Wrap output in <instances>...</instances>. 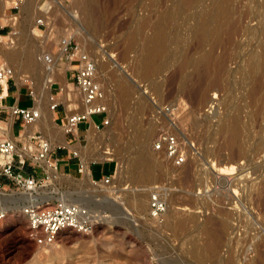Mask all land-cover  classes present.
I'll list each match as a JSON object with an SVG mask.
<instances>
[{"label":"rangeland","instance_id":"rangeland-1","mask_svg":"<svg viewBox=\"0 0 264 264\" xmlns=\"http://www.w3.org/2000/svg\"><path fill=\"white\" fill-rule=\"evenodd\" d=\"M29 1L22 6L16 24L8 23L9 32H15L5 35L12 36L15 45L0 50V64L11 63L17 69L20 68L28 78L24 81L32 82L37 90L35 93L39 96L50 66H54L56 72L64 73L66 82H73V73L69 72L67 76L65 61L62 60L61 39L72 37L75 44H80L98 60L103 52L113 56L120 66L109 63L106 69L98 67L97 75L106 93H111L108 101L112 106L110 123L95 133L101 152L106 151V154H96L95 159L89 154V163L105 162L112 157V162L98 163L92 169L93 176L98 179L104 171L114 172L117 167L112 187L122 191L106 194L103 201L96 198L99 202L97 205L93 199L88 200H91L90 203H82L88 206L90 204L91 213L97 215L98 224L92 233L63 232L55 244L46 248L36 245L27 237L26 218L22 208L20 211L18 208L9 210L7 218L0 223V264H264V197L259 200L251 194L236 195L240 193L239 189L234 188L238 183L229 177L233 172L230 171V166L225 167L228 164L225 156L228 150L221 153L218 151L224 136L218 133L214 135L218 123L224 122L235 111L239 110L245 115L257 110L259 106V100L250 99L247 95L243 99V94L248 91L250 82L255 81L262 82L264 91V0L222 1L224 11L219 6L221 0H34L33 5ZM9 5L7 0H0V10L8 8L5 15L12 17ZM44 16L48 17L47 21L51 24L37 26L38 20ZM232 17L236 20H232ZM92 23L96 25L93 26ZM5 24L0 19V26ZM199 28L205 29L203 33L198 31ZM234 29H238L237 33ZM50 30L55 33V40L47 41L45 37L50 35ZM159 31L163 34L161 52L154 59L149 74L143 76L138 67L140 60L147 55L150 42ZM37 34L43 38L36 39ZM212 36L214 37L211 38ZM1 37L3 36H0V40ZM130 43L131 48L123 56ZM47 48L54 55L46 57L43 49ZM207 51H212V58L215 59L211 58L209 68L205 69L200 60ZM33 56L42 57L38 73L28 69ZM136 61L139 63L137 67ZM216 64L220 65L216 67L221 70L216 69ZM134 66L136 74L132 71ZM14 81L24 83L16 78ZM59 82L52 85L56 92L58 89H55L61 86ZM120 84L127 86L130 92L127 112L126 109L123 110L122 101L116 94L114 98V93L110 92ZM59 95L65 98L62 93ZM72 95L78 104L73 84ZM152 95L155 101L150 99ZM203 96H206L208 103H201ZM238 98L242 100L239 101ZM22 104L32 105L33 101L24 94ZM66 107L65 103L57 109L56 116L59 120L50 124L51 133L48 136L51 139L57 138L53 133L55 130L62 133L67 142L62 127ZM103 117L104 114L94 115L92 119L100 123ZM255 117V127L244 128L246 157L241 160L249 161L250 164V169L245 172V181L249 183L252 180L258 189V185L264 186V108ZM139 122L145 129L151 125L156 127L150 150L158 154L155 157L162 165L155 168V174L159 178L150 183L129 180V174H124L125 180H119L120 158L137 151V146L127 145V141L133 138L134 129ZM88 131L86 124L82 123L79 131L81 147L88 145ZM92 133L89 132V139L93 137ZM164 133L178 136V149L187 154L184 163L177 165L164 149H155L158 139ZM211 135L213 136L209 137ZM68 138H71L70 135ZM58 140L62 142L61 145L70 147L68 142L63 144V137ZM70 140L73 141L72 138ZM77 145L74 148L82 158V151ZM108 153H114L115 156H109ZM64 162V159L59 162L61 172L64 170ZM69 164L75 174L79 162L72 160ZM39 172L43 173L41 169ZM62 174L63 177L55 187L65 194L78 190L80 185L85 186V191L92 188L86 182L85 175L67 172ZM248 177L251 178L250 181ZM246 182L243 184H247ZM156 185H166L163 194L168 206L173 209L171 214H195L198 222H188L187 226L179 229L169 223L166 211L165 215L153 217L148 204L149 208L139 212L134 207V196L145 193L140 196L145 200L148 188ZM0 188L7 192L23 193L12 181L1 176ZM262 188L264 187L260 189ZM156 195V192L150 194L146 199L148 203ZM78 196L81 199L85 194L80 193ZM7 203L12 206L21 204L20 201L13 200ZM224 222L229 223V228L220 227ZM205 224L215 228L219 236L220 254L199 259L192 254V247L195 241L198 244L205 242L198 231L199 226ZM231 249L234 257L228 258L227 254ZM255 250L262 253V259L251 257Z\"/></svg>","mask_w":264,"mask_h":264},{"label":"bare ground","instance_id":"bare-ground-1","mask_svg":"<svg viewBox=\"0 0 264 264\" xmlns=\"http://www.w3.org/2000/svg\"><path fill=\"white\" fill-rule=\"evenodd\" d=\"M183 1H188V0H183ZM190 1V0H189ZM192 1V0H191ZM222 1H225L227 3V0H221L219 3V6L221 8V10H223V7L221 6L222 5ZM35 1L34 0H30L29 1V4L30 5H33ZM222 2V3H221ZM224 2V3H225ZM225 5V4H224ZM219 6H218V9H219ZM29 7V6H28ZM225 7V6H224ZM5 8V7H4ZM3 8V9H4ZM220 10V9H219ZM218 11V10H217ZM224 11V10H223ZM7 8L5 10H0V19L3 20L4 23H12V24H16V20L15 17H9V16H6L5 13H7ZM95 12V10H94ZM219 12V11H218ZM90 13V12H89ZM228 13H229V10H228ZM96 15V13H94ZM93 14V16L95 17V15ZM217 14V13H216ZM236 14V13H235ZM59 15V14H58ZM89 15V14H88ZM74 16V15H73ZM76 16V15H75ZM237 16V15H236ZM215 17V16H214ZM217 17V15H216ZM220 17V16H219ZM235 17V15H234ZM240 17V16H239ZM77 18V17H76ZM222 18V17H221ZM92 19V18H91ZM146 19V18H145ZM216 19V18H215ZM218 19V18H217ZM224 19V18H223ZM228 19V18H227ZM227 19H225L224 21H227ZM95 20V18H94ZM222 20V19H221ZM232 20H236L232 17ZM15 21V22H14ZM93 21V20H92ZM98 21V19H97ZM148 21V20H147ZM217 22L219 20H216ZM231 22V21H230ZM49 24H51L50 22H48ZM144 23V22H143ZM148 23V22H146ZM225 23V22H224ZM242 23V22H241ZM14 24V25H15ZM93 24V23H92ZM226 24V23H225ZM229 24V23H227ZM237 24V23H236ZM96 24H93V26H95ZM219 25V24H218ZM223 25L222 23L220 24V26ZM240 25V24H239ZM229 26V25H227ZM235 26V25H234ZM50 27V25H49ZM143 27V26H141ZM204 26H202L203 28ZM219 27V26H218ZM217 27V28H218ZM222 27V26H221ZM237 27V26H236ZM55 28V27H54ZM202 28H199L198 31L202 32L205 30V29H202ZM233 28V27H232ZM238 28V27H237ZM60 29V28H59ZM219 29V28H218ZM225 29V28H224ZM226 29H228L226 27ZM231 29V28H230ZM54 30V29H53ZM53 30H50L52 32H50V35L47 37H45L47 39V41H51V40H55V38H53L55 35V33L53 34ZM221 30V29H219ZM229 30V29H228ZM235 30V29H234ZM238 30V29H236ZM235 30V32H236ZM64 31V30H63ZM225 31V30H224ZM230 31V30H229ZM232 31V30H231ZM213 32V31H212ZM218 32V31H216ZM227 34H228V31H226ZM225 33V32H224ZM237 33V32H236ZM201 34V33H200ZM214 33H212L213 35ZM226 34V33H225ZM232 34V33H231ZM230 34V35H231ZM162 32H158L157 34H155V36L152 38V41L150 42V47L147 51V55L145 56L144 55V59L140 60V65L138 66V62L136 61L134 64L135 66L137 67H140V71L143 76L149 74V72L151 71L152 69V64H153V61L154 59L156 58V56L161 52V39H162ZM216 35V34H215ZM229 35V36H230ZM36 36V39H40V38H43L42 35L40 34H37L35 35ZM218 36V35H217ZM223 36V35H221ZM56 37V36H55ZM203 37V36H202ZM214 36H212L211 38H213ZM233 37V36H232ZM59 38V37H58ZM205 38V37H204ZM203 38V39H204ZM217 38V37H216ZM228 38V37H227ZM201 39V38H200ZM202 39V41H203ZM215 40V39H214ZM213 40V42H214ZM230 40V38H229ZM58 41V39L56 40ZM154 41V42H153ZM212 41V40H211ZM59 42V41H58ZM50 43V42H49ZM135 43V42H133ZM216 43V42H215ZM225 43V42H224ZM223 43V44H224ZM51 44V43H50ZM53 44V43H52ZM15 45V41L14 39L12 38V36H5V37H1V40H0V50L3 48H6L7 46H13ZM123 46V45H122ZM149 46V45H148ZM147 46V47H148ZM213 46V45H212ZM49 47V46H48ZM124 47V46H123ZM131 48V43L130 45L124 50V55L123 56H126L127 53H128V50ZM230 48V47H229ZM228 48V49H229ZM211 49V48H210ZM44 50V53L46 54V57L48 55H54L53 52L48 51V48L47 49H43ZM215 50V49H214ZM43 52V51H42ZM41 52V53H42ZM123 52V51H122ZM212 51L205 53L202 57H201V60L204 64V68H209L210 66V63L212 61V59L215 57L212 58ZM62 54V53H61ZM15 55V54H14ZM40 55V54H39ZM106 52H103L101 55H100V59L98 60V67H100L101 69H106L108 68V64L109 63H115L116 65H118L119 63H117L112 57L113 56H108L109 57V60L106 58ZM122 55V54H121ZM121 55L119 57H121ZM41 56V55H40ZM215 56V55H214ZM229 57V56H228ZM45 58V56L43 57ZM123 58V57H122ZM135 58V57H134ZM212 58V59H211ZM220 58V57H219ZM42 57L39 58V57H36V56H33L32 59H30V64L28 66V69H30V71L32 70L33 72L35 73H38V67L40 65H42ZM47 59V58H46ZM125 59V58H124ZM213 59V60H214ZM223 59V57H222ZM41 60V61H40ZM220 60V59H219ZM131 61V60H130ZM45 62V61H43ZM126 62V61H125ZM216 62V61H215ZM219 62V61H218ZM9 63V62H8ZM214 63V62H213ZM123 64V63H122ZM221 64V63H220ZM214 65V64H213ZM218 64L215 65V67L217 66ZM258 65V64H257ZM256 65V67H257ZM263 65V64H262ZM261 65V66H262ZM10 66L14 69L15 71V74H14V77L16 78V80L18 81H24V80H27L28 78H26V76L23 75L22 71H20L19 69L20 68H16L15 67V64L14 66L11 65L10 63ZM66 66V65H65ZM110 66V65H109ZM114 66V64H113ZM120 65H118L119 67ZM133 66V64H132ZM135 66L132 68V71L136 74L135 72ZM220 66V65H218ZM253 66V65H252ZM22 67V66H21ZM213 67V66H212ZM43 68V67H42ZM67 69V67H66ZM100 69V70H101ZM111 69V68H110ZM216 69H220V68H217ZM208 70V69H207ZM212 70V69H211ZM221 70V69H220ZM24 71V70H23ZM37 71V72H36ZM46 71V70H45ZM131 71V72H132ZM255 71V70H254ZM215 72V71H214ZM263 72V71H262ZM47 75H46V79H45V84H43V86L41 87V91H40V94L38 96V99H37V96H36V108L40 110V118L33 124L31 125H28V126H31L32 127V131H34V128L35 127H40V129H37V130H41L42 132H45L46 135H50L51 133V127H50V124L53 122L54 118L52 116V113H54L50 107H49V92H50V87L52 85L53 82H57V81H60L59 83H61V86L63 88V93H65V98H59L60 101H63L67 104V111L70 113L71 110H73L72 108L74 106H76L77 104L75 103L74 101V98H73V95H72V85L71 84H68L66 83V80H65V75H63L64 73H58L56 72V68H54V66H50L49 69H47ZM25 74V73H24ZM209 74V73H208ZM141 76V75H140ZM260 76V75H259ZM31 77V76H30ZM259 78V77H257ZM256 78V79H257ZM211 79V78H210ZM214 79V78H213ZM99 81V80H98ZM221 83V82H220ZM262 82H259V81H255V82H250V85H249V88H248V91L246 92V94L244 93L243 91V99H244V95H247L250 99L252 98L253 100L257 99L259 100L258 102L259 103V106L257 107V110L254 109L253 112H250V113H247L245 115H242L238 108L235 109V110H238V111H235L229 118L226 117L225 118V121L222 122V123H218V127H216L215 129V133L214 135L217 133L218 134H223L224 138H223V142H222V146L219 148V152H223V151H227L228 150V154L225 155L226 156V159H227V163L225 165V167H227V165L230 166V171H233V172H229V177L233 180H235L234 182L237 181L238 184H236V189H239L240 190V193L236 194L237 196H243V195H254L255 199H259V200H262V198L264 197V188L260 189L261 187H264L263 185H258V189H256V185L254 184V182L251 180V178L249 179L248 177V181L249 183H247L245 180L247 179L246 177V174L245 173L247 170H249V161L247 160H244V161H247V162H243L241 160V158H244L246 157V151H245V137L243 136V132H244V128H247L246 126H249V127H252L254 128V121L256 122V120H254V117L260 113V110L261 108H264L262 107V105L264 104V91L263 90V86L261 84ZM126 84V83H125ZM244 84V83H243ZM74 85V84H73ZM75 89V87H74ZM241 90V88H240ZM115 91V92H114ZM260 91H262V94H260ZM110 92L114 93L112 94L115 97V94L116 96L118 97V99H120V101H122V106H123V110L126 109V112H127V108L130 104V92H129V89L127 86H124L123 84H120L119 87L115 90H111ZM238 92V91H237ZM109 93V92H108ZM77 94V93H76ZM111 94V93H109ZM109 94H107L106 96V99L102 101V103L104 102L105 104H108V101H109ZM205 94V93H204ZM238 94V93H237ZM240 94V93H239ZM78 96V99H79V102H80V98H79V95L77 94ZM242 98V97H241ZM239 99L242 100V99ZM249 99V101H250ZM247 100V99H246ZM47 101V102H46ZM245 101V100H244ZM243 101V102H244ZM101 102V101H99ZM208 103L207 102V98L206 96H203L202 97V100H201V103ZM255 102V101H254ZM257 102V103H258ZM256 103V102H255ZM254 103V104H255ZM256 103V104H257ZM46 104L47 107H46ZM79 104V103H78ZM234 104V103H233ZM249 104V103H247ZM109 107H110V104H108ZM205 106V105H204ZM236 106V105H235ZM250 106V104H249ZM112 107V106H111ZM110 107V108H111ZM234 107V106H233ZM238 107V106H237ZM130 108V107H129ZM246 108V107H245ZM251 109L253 107H250ZM256 108V107H255ZM247 109V108H246ZM232 111V110H231ZM234 111V110H233ZM252 111V110H251ZM52 112V113H51ZM129 112V111H128ZM138 112H139V109H138ZM244 112V111H242ZM249 112V111H248ZM245 113V112H244ZM110 117H112V109H110ZM229 115V114H228ZM133 116V115H132ZM131 116V117H132ZM137 116V115H136ZM134 118V117H133ZM131 118V119H133ZM208 118V117H207ZM215 119V118H214ZM221 119V118H220ZM223 119V118H222ZM256 119V117H255ZM197 120V119H196ZM210 120V119H209ZM208 120V122H209ZM137 121V120H136ZM223 121V120H222ZM12 122V120L10 121V123ZM196 122H199L198 120ZM130 123H131V120H130ZM134 123V122H133ZM137 123V122H136ZM262 125V124H261ZM0 126L2 128H5V126L3 124H0ZM26 126V127H28ZM127 126V125H126ZM130 126V125H129ZM133 127V126H132ZM131 127V128H132ZM125 129V128H124ZM100 130H103V129H98L97 128V125L95 122H93V125L90 126V130L89 132L93 134V137H90L89 139V146L87 147V152L88 154H90V156H94L96 154H106V151H103L101 152V147H100V143L98 140H95L96 138V135L95 134L97 131H100ZM135 132H134V135H133V138L129 139L127 141V145L130 144H135L136 149L137 151H135L133 153V155H129V156H125L123 155L121 158H120V161H119V164H120V167H119V174H120V179L119 180H125L124 179V174H129V177L128 179L129 180H133L134 182H153L155 180H157L159 177L156 176L155 174V168H157L156 166H158L159 164L162 165V162L160 163L158 159H156V155H158L156 152H153L150 150V143H151V139H152V136L154 134V132L156 131V127L154 125H151L149 126L148 128H144V126L142 125L141 122H139V125L136 127V129H134ZM246 130V129H245ZM133 132V131H132ZM251 132V131H250ZM213 133V132H212ZM249 133V132H247ZM252 133V132H251ZM129 134V132H128ZM205 134V133H204ZM32 134H28L27 132L22 135V137L20 136L19 138L20 139H23L25 140L26 142H30V136ZM95 135V136H94ZM129 136V135H128ZM213 135L209 136V137H212ZM220 136V135H219ZM249 136V135H248ZM131 137V136H130ZM200 137V136H199ZM222 137V136H221ZM244 137V138H243ZM203 138V137H202ZM247 138V136H246ZM59 138H52L50 139V141L52 142V144L54 145L56 140H58ZM128 139V138H127ZM126 139V140H127ZM213 139V138H212ZM210 139V140H212ZM221 139V138H220ZM219 140V138H218ZM215 141V140H214ZM212 142V141H211ZM62 143V142H60ZM64 144V143H63ZM214 144V142H213ZM218 145V144H217ZM133 146V145H132ZM219 146V145H218ZM216 146V147H218ZM126 147V146H125ZM131 148V147H130ZM186 148V147H185ZM129 149V148H128ZM86 150V149H85ZM182 150V149H181ZM185 150V149H184ZM255 150V149H254ZM264 150V149H263ZM217 151V150H216ZM261 152V151H260ZM218 153V152H217ZM109 154V153H108ZM107 154V156H108ZM187 155V154H186ZM257 155V154H256ZM101 156V155H100ZM109 156H115L114 153L112 154H109ZM108 156V157H109ZM224 156V157H225ZM99 157V156H98ZM94 159H95V156H94ZM109 159L112 160V157H110ZM218 159V158H217ZM253 160V159H252ZM242 161V162H241ZM225 162V161H224ZM226 163V162H225ZM249 164V165H248ZM252 164V163H251ZM160 165V166H161ZM217 165V164H216ZM231 166H233L231 168ZM248 167V168H247ZM245 173V174H244ZM228 174V173H227ZM226 174V175H227ZM250 174V173H249ZM241 175V177H240ZM248 176V175H247ZM261 176V175H260ZM63 177V174L61 173H57L55 172L54 170H51L50 171V177H49V180L46 182L45 185H48L47 187H40V188H37L36 190V193H28V192H23V193H17V192H7V191H4L0 188V208L1 209H4V210H13L15 208H18V210L20 211V208L23 207V205L25 203H30V204H38V203H43L45 201H48L52 198H57V199H63V200H66L68 202H71V203H76V204H81V205H84L82 203H85L87 202L89 199H93V202H95L97 204H99V202H97L95 199L96 198H99V201H103L102 199L106 197V194H115V193H119L122 191V189H118V188H114V186L112 187V183L111 184H105V183H100V184H94L91 182V176H87V181L88 184H90V186H92V188L90 187L89 189H87V191H85L84 189L85 186H82L80 185V188H78V190H75V191H71L69 192L68 194H65L64 192L60 191L57 187H55L56 183L58 182L59 179H61ZM228 177V178H229ZM240 177V178H238ZM246 177V179H245ZM237 178V179H236ZM225 180V179H224ZM243 182H246L247 184H243ZM264 182V181H263ZM52 185V186H49ZM148 187V186H146ZM233 189V188H232ZM235 189V190H236ZM125 189H123L124 191ZM129 190V189H128ZM82 191V192H81ZM85 191V192H84ZM137 191V190H136ZM147 191V190H146ZM145 191V192H146ZM166 191V185H162V186H159V185H156V186H152V187H149L148 188V193L145 195V200L144 198L140 197L142 196V194H145V193H142L141 195H135L133 201H134V207L139 211V212H142V210L146 209V208H149V205L151 203V201H149L148 203V196L150 197V194H152L153 192H156L157 196L156 198L159 199V200H164L166 201V213L168 214V219L170 218V224L171 225H174L175 228H179V229H183V226H187L186 223L188 222H198V218L196 217L195 214H180V213H174V214H171L170 212H173L172 208L168 206V202L167 200L165 199V196L163 193H165ZM230 191V190H229ZM237 191V190H236ZM82 194L84 195L85 194V197L81 196L82 198L79 199L78 195L79 194ZM100 193H102V195H99ZM104 193V194H103ZM77 194V195H76ZM250 195V196H251ZM77 196V197H76ZM144 196V195H143ZM230 196V195H229ZM257 196V197H256ZM234 197V196H233ZM245 198V197H244ZM219 199V198H218ZM230 199V198H229ZM246 199V198H245ZM9 200H13V201H20L21 204L20 205H15V206H12V205H8V201ZM88 201L89 203L91 202ZM264 202V201H263ZM201 203V202H200ZM262 203V202H260ZM149 204V205H148ZM86 205V204H85ZM88 208L91 207V205L89 204L86 205ZM264 206V205H263ZM181 207V206H180ZM178 210H181L180 208H177ZM136 210V211H137ZM165 213V214H166ZM194 213V212H193ZM164 214V215H165ZM170 216V217H169ZM231 217V216H230ZM157 221V219H155ZM167 222V221H166ZM229 223H225L222 224L220 227H222V229H226V228H229ZM235 227V226H234ZM217 230V229H216ZM229 230V229H227ZM199 234H201L204 239H205V242L204 243H201V244H198L195 242L193 247H192V254L194 255L195 258H199V259H205V258H208V257H215V256H219L220 254V244L218 243V234L217 232L215 231V228L213 229V227H209L207 224L205 225H202V226H199ZM67 232V231H66ZM221 232V230L219 231ZM62 234V233H61ZM197 234V233H196ZM220 235V233H219ZM236 235V234H235ZM198 238V237H197ZM222 238V237H221ZM194 241V240H192ZM190 242V241H189ZM244 242V241H243ZM187 243V242H186ZM188 247V246H187ZM233 248V247H232ZM234 249V248H233ZM233 249L230 250L229 254H227V257L230 258V257H234V253H233ZM255 254L252 255L251 257L253 258H257V259H262V253L258 252V250H255ZM189 253V252H188ZM187 253V254H188ZM189 255V254H188ZM210 258V259H211ZM264 258V257H263ZM194 259V258H193ZM198 261V260H197ZM228 264H233L232 262L228 263Z\"/></svg>","mask_w":264,"mask_h":264},{"label":"built area","instance_id":"built-area-1","mask_svg":"<svg viewBox=\"0 0 264 264\" xmlns=\"http://www.w3.org/2000/svg\"><path fill=\"white\" fill-rule=\"evenodd\" d=\"M27 0H7L10 15L15 19L20 18V10ZM8 9V8H7ZM48 17L44 16L37 22V26H43L48 23ZM8 23L0 26V32L8 29ZM12 30L7 33L12 34ZM5 35V34H3ZM61 47L63 51L62 60L67 67L66 72H72L73 84L76 93L79 95L80 102L70 111L65 109V120L62 124L65 134L79 136L80 126L82 123L91 125L92 116L104 114L100 123H96L97 128L107 126L110 123V107L108 104L102 103L106 99V89L97 79L98 75V59L92 53L83 49L80 44H75L72 37L61 39ZM14 69L6 64H0V175L7 180L12 181L21 192L36 193L37 188L43 187L49 180L50 171H59V161L52 154L55 150L66 148L65 145H53L48 137L41 131L35 130L30 136V142L23 139H17L14 135V121L21 120L23 132L26 126L35 123L40 118V110L36 108V93L32 82L24 81L30 86V95L33 97V105L23 107L20 105H12L9 107L12 122L9 119L2 118L6 106L3 101L8 96V89L11 81L15 80ZM69 78V77H68ZM67 78V80H68ZM57 82H53L52 85ZM50 87L49 107L54 112L61 104L65 102L59 100V93H63L60 86L58 92ZM150 99L155 101L152 95ZM101 101V102H99ZM90 127L86 128L89 130ZM18 136H21L22 133ZM155 149H164L174 159L177 165L185 162L186 154L179 151V139L177 135L164 133L158 139ZM20 143V144H19ZM69 145V144H68ZM74 157L80 159L78 171L85 174L86 162L79 155V151L74 149L72 152ZM111 161V159H108ZM31 162L33 167L31 173H25V167ZM90 163H88L89 166ZM43 172L37 177L38 171ZM91 182L94 184H111L113 177L106 175L102 179H97L93 174ZM157 196V195H156ZM154 196L150 203V214L153 217H159L166 211V201L159 200ZM22 213L26 218V235L36 245L46 248L52 246L57 241L61 233L66 231H75L82 234H90L98 224L97 215H93L90 209L81 204L71 203L63 199L52 198L48 201L38 204L25 203L22 207ZM8 216V211L0 208V223Z\"/></svg>","mask_w":264,"mask_h":264},{"label":"crops","instance_id":"crops-1","mask_svg":"<svg viewBox=\"0 0 264 264\" xmlns=\"http://www.w3.org/2000/svg\"><path fill=\"white\" fill-rule=\"evenodd\" d=\"M0 36L5 37L7 35L0 34ZM68 75H69V72H67V76ZM66 83L71 84V85L73 84V83H69V82H66ZM24 94L27 97H29V99L31 101H33V97L30 95V86L29 85H27L26 83H20L19 84L16 81H11L9 89H8V93H7L8 96L3 101L4 105L6 106V109H5L4 113H2V115H1L2 118H7L9 120L12 119V116L10 115V111H9V107L12 106V105H20V106H23V107H27V106H32L33 105V104L32 105L31 104L30 105H23L22 104V97H23ZM62 94L65 96V93H62ZM59 98L63 99L64 97H62L60 95ZM33 103H34V101H33ZM56 112H57V110L54 111V113H52V112L51 113H52V116H53L54 120L58 121L59 119H57ZM54 120H53V124H54ZM64 120H65V118H64ZM64 120H63V123H64ZM85 124H86V128H88L87 123H85ZM92 125H93V121H92L90 126H92ZM22 127H23V123L21 122V120L14 121V125H13V131H14L13 133H14V135L13 136H16L17 139H20L19 138L20 136H18V135L21 132ZM37 129H40V127H35L34 131L37 130ZM89 130H90V128H89ZM34 131H32V127L31 126H28V127L25 128V130L23 132H21L22 133L21 137L26 132L28 134H32ZM53 133H54V135L56 134L57 138L58 137L59 138L63 137L64 144H67V142H68V144H69L68 146H70V147H66V148H61V149L55 150L54 153L52 154V156L54 158H57L59 162L63 161V159H64L65 165H64V170L62 171L64 173L67 172V173H72L73 175H81V176L85 175L86 179H87V176L90 175L89 174L90 172L93 174L92 169L98 163L112 162V161L91 162L89 164V166H88V163H89L90 159H89V154H88V152H86L85 149L89 146V142H88L87 147L86 146H84V147L82 146L81 147L80 135L79 136H75V135H72V134H65V137L67 139V142H66L65 139H64V135L62 133L56 132L55 130L53 131ZM68 135H70V137L72 138L73 141L70 140L71 138H68ZM46 137H48L49 140L51 139L48 135H46ZM88 141H89V131H88ZM77 144H79V145H77ZM55 145L56 146L61 145L60 141L56 140ZM75 145H77V147H79L80 150L82 151V158L86 162L85 174L79 173V171H78V166L79 165L76 168L75 174L72 172V169L70 168L71 165L69 164V161L75 160L77 163L78 162L80 163V159L78 157H74L73 154H72L73 150L75 149L74 148ZM32 169H33V167L31 165V162H29L28 165L25 167V173L26 174L31 173ZM116 169H117V167H115V171L114 172L104 171L103 175H101L98 179H102L106 175L114 176V174L116 172ZM40 175H41V173L38 171L37 177H40ZM1 177H3V176H1ZM3 178L6 179L5 177H3ZM8 181H10V180H8Z\"/></svg>","mask_w":264,"mask_h":264},{"label":"trees","instance_id":"trees-1","mask_svg":"<svg viewBox=\"0 0 264 264\" xmlns=\"http://www.w3.org/2000/svg\"><path fill=\"white\" fill-rule=\"evenodd\" d=\"M8 29L1 31V34H6Z\"/></svg>","mask_w":264,"mask_h":264}]
</instances>
